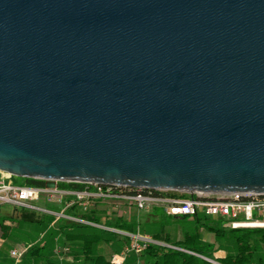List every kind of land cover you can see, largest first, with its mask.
I'll return each instance as SVG.
<instances>
[{"label":"water","instance_id":"95a60500","mask_svg":"<svg viewBox=\"0 0 264 264\" xmlns=\"http://www.w3.org/2000/svg\"><path fill=\"white\" fill-rule=\"evenodd\" d=\"M0 171L264 195V0H0Z\"/></svg>","mask_w":264,"mask_h":264},{"label":"built area","instance_id":"2783aa9c","mask_svg":"<svg viewBox=\"0 0 264 264\" xmlns=\"http://www.w3.org/2000/svg\"><path fill=\"white\" fill-rule=\"evenodd\" d=\"M11 175L0 171V209L12 207L15 214L20 210L38 214L53 215L56 222L67 220L72 223L111 230L104 225L93 223L83 217L69 213V210L79 206L84 213L91 214L97 203L115 204L116 206H134L138 212L146 213L161 209L170 217L177 219L190 218L221 223L224 228L264 229V195L255 193H208V192H178L169 190H146L126 187L101 186L84 184L82 189L63 188L62 182H46L44 186L15 185L10 181ZM43 200L48 204L62 205V209L54 210L39 204ZM53 224V225H54ZM131 242L122 254H116L110 260L111 264H125L126 256L134 253L142 258V254L151 245H159L176 250H183L173 245L155 240L141 233L140 229L127 234ZM27 249L19 248L10 251V256L20 262ZM60 253V250L58 251ZM211 263L218 262L202 257ZM137 264V263H136ZM138 264H146L139 262Z\"/></svg>","mask_w":264,"mask_h":264},{"label":"rangeland","instance_id":"374dc122","mask_svg":"<svg viewBox=\"0 0 264 264\" xmlns=\"http://www.w3.org/2000/svg\"><path fill=\"white\" fill-rule=\"evenodd\" d=\"M15 185H25V179L11 176L10 179ZM40 205L53 208L54 210H61L62 205L59 204H48L41 200ZM106 206L101 211H97L98 207ZM108 206V207H107ZM109 204L97 203L93 208L92 213H95L96 217L102 218V213L106 215L104 221H107L108 225H115L117 220H120L128 225H133L135 231L140 229L141 233L154 236L155 234H165L170 233L171 240L180 241L186 231H195V224L190 218L177 219L169 217L168 215H163L164 211L161 209L152 210L148 213L138 210L134 206H116L113 204L109 207ZM124 207V209H122ZM12 214L13 225L9 227H4L5 223L3 221V216L7 213ZM0 234L1 232L6 233L3 241L0 242V264H22L23 262H16L14 258L10 256V251L14 249H27L29 251L31 248L44 247V253L53 251L54 258L58 264H92L91 259L84 258L82 262L75 261L73 257L74 252H78L76 245L71 243L64 237V234L60 233L58 230L59 222H56L53 226L48 224H39L26 218H34L37 221L42 220L44 214H38L31 211L20 210L15 214L12 207L4 206L0 209ZM107 213V214H106ZM165 214V213H164ZM93 227V226H91ZM97 228V227H95ZM4 231H3V230ZM100 229V228H99ZM103 230V229H102ZM88 231L94 233H103V241L99 245H95L93 256H103L112 260L113 256L116 254H122L125 247L132 241L127 234L130 232L121 230L119 228H111V230H104V232L98 231V229H89ZM54 232H58L54 234ZM202 239L205 242L212 243L216 249L215 258L225 257L227 255H234L237 252V245L234 239L229 240L230 233L227 234L225 239H216L214 234L208 232L206 229L202 228L199 231ZM63 236V238H62ZM55 237V238H54ZM60 241V242H58ZM60 250V253L58 251ZM261 250L264 252V246H261ZM84 257L83 254H79ZM128 264H138L143 263L144 258L137 257L134 253H129L126 256ZM25 264H31L29 260Z\"/></svg>","mask_w":264,"mask_h":264},{"label":"trees","instance_id":"16d2710c","mask_svg":"<svg viewBox=\"0 0 264 264\" xmlns=\"http://www.w3.org/2000/svg\"><path fill=\"white\" fill-rule=\"evenodd\" d=\"M25 184L29 186H44L45 181L25 179ZM63 188L69 189H82L84 184L77 183H64L61 184ZM156 210V209H155ZM69 213L83 217L93 223L104 225L109 228H119L121 230L134 233L135 228L133 225H128L120 220H117L113 225H108L107 221L102 218L96 217L95 213H84L80 210L79 206H75L69 210ZM163 215H166L163 213ZM170 217V216H169ZM32 222L39 224H48L53 226L56 221V217L53 215H44L42 220H36L34 218H26ZM195 231H186L183 239L180 241L171 240L170 233L155 234L152 236L155 240L164 242L168 245L181 248L182 250H176L159 245H151L142 254V258L146 264H214L202 257L214 260L219 264H264V252L261 250V246H264V229H238L231 230L226 229L219 222H212L208 220L194 219ZM58 230L64 234L67 240L74 243L79 249L78 252L73 253L75 261L82 262L84 258L91 259L92 264H111L109 259L99 255L94 257V247L99 245L103 241V233H94L88 231L89 229H98V231L104 232V230L76 223L69 222L67 220H60ZM204 228L208 232L214 234L216 239H225L227 234H231L228 238L234 239L237 245V252L234 255H227L221 258H215L216 249L212 243L205 242L199 231ZM58 232H54V234ZM59 235V234H58ZM55 238V237H54ZM63 238V236H62ZM60 242V241H58ZM61 243V242H60ZM46 250L44 247H33L24 255L21 262L25 264L27 260L31 264H58L54 258L53 251L44 253ZM79 254H83L80 256ZM85 261V260H84ZM125 264H128L127 261Z\"/></svg>","mask_w":264,"mask_h":264},{"label":"crops","instance_id":"0c3cea01","mask_svg":"<svg viewBox=\"0 0 264 264\" xmlns=\"http://www.w3.org/2000/svg\"><path fill=\"white\" fill-rule=\"evenodd\" d=\"M105 205H106V203H105ZM110 206L109 207H111L112 206V204H109ZM121 206H125V205H121ZM106 206H102L101 205V207H98V209L96 210V212L97 211H101L102 209H104ZM108 207V206H107ZM122 209H124V207L122 208ZM107 214V213H106ZM0 215H1V213H0ZM102 216H103V219L105 220V218H106V215L105 214H103L102 213ZM1 218V217H0ZM3 218V221H4V223H5V225H4V227H9V226H11V225H13V223H12V221H11V219L13 218L12 217V214L11 213H7L5 216H3L2 217ZM3 230V229H2ZM4 231V230H3ZM5 235H6V233H4V232H1V234H0V242L1 241H3V238L5 237Z\"/></svg>","mask_w":264,"mask_h":264}]
</instances>
